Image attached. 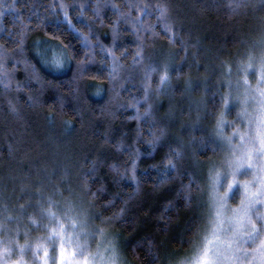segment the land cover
Segmentation results:
<instances>
[{"label":"trees","instance_id":"1","mask_svg":"<svg viewBox=\"0 0 264 264\" xmlns=\"http://www.w3.org/2000/svg\"><path fill=\"white\" fill-rule=\"evenodd\" d=\"M261 39L258 0H0V219L12 218L0 247L13 250L9 264L26 245L22 264H40L32 254L47 234L31 219L49 200L53 211L86 216L89 252L112 234L126 264L188 261L208 219L210 169L224 155L208 149L221 94H235ZM239 111L226 114L235 128L245 124Z\"/></svg>","mask_w":264,"mask_h":264},{"label":"snow or ice","instance_id":"2","mask_svg":"<svg viewBox=\"0 0 264 264\" xmlns=\"http://www.w3.org/2000/svg\"><path fill=\"white\" fill-rule=\"evenodd\" d=\"M233 2L239 8L247 6L252 0ZM258 2L264 5V0ZM157 9L158 19L164 25L163 31L171 35L168 8L162 2L157 5ZM260 45L264 47V39H261ZM141 59L142 54L138 50L133 62L137 63ZM113 61L110 75L115 79L120 65L115 57ZM62 67V64L55 62L57 71ZM239 71L241 79L236 82L235 94L232 91L221 94L216 134L223 142V147L214 140L212 143H217V147L213 149L209 144L208 149L226 150L227 155L221 164L223 171L215 166L210 169L212 207L202 227L199 243L193 248L194 255L188 258L187 264H264V52L258 57L248 56L247 63L242 64ZM249 74L254 86L249 82ZM168 79L165 72L160 84H166ZM3 84L4 80L0 78V85ZM228 86L233 87L230 80ZM249 107H252L254 115L249 113ZM237 108L240 109L237 112L239 122L245 123L249 130L241 133L237 129L231 136L225 137L221 130L226 125L233 128L236 125V122L226 119V114ZM12 110L15 111L14 108ZM234 140L237 142L234 143ZM180 158L181 153L175 152L174 159L168 161L170 170H176V162ZM131 172V179L135 180V164ZM194 183L190 182L187 187L191 188ZM220 189H225L223 195L219 194ZM229 200L236 201V207L229 205ZM53 207V202L49 200L47 208L40 206L38 218L31 219L36 230L43 229L46 232L44 239L52 246L51 254L41 243L36 246L32 258L40 264H97L101 259L100 254L90 255V233L84 231L80 215L72 207L57 211H53ZM11 220V217L0 219V231L5 230L6 221ZM26 250L32 252V247L26 245L17 248L15 264H22ZM12 255L10 247H0V264H9ZM110 264H116L115 257L111 258Z\"/></svg>","mask_w":264,"mask_h":264},{"label":"rangeland","instance_id":"3","mask_svg":"<svg viewBox=\"0 0 264 264\" xmlns=\"http://www.w3.org/2000/svg\"><path fill=\"white\" fill-rule=\"evenodd\" d=\"M55 62H59L60 64H62L64 66V64L60 62V59H58V60H51L50 59V65L54 66V68H55ZM236 82L237 81L234 80L233 81V84H236ZM249 82L252 83L253 86H254V83L253 82H251L250 80H249ZM248 111H249L250 114L254 115V112H253L252 107H249ZM229 129L231 130L232 128H227V126H225L221 130L222 133H223V136H225V137L226 136H231L232 133L234 131H236L237 129L241 133H244V132H246V131L249 130V127L246 124H244L243 126L240 125L238 128H234L231 131H229ZM233 142L236 143L237 141L234 140ZM217 143H220L221 146L223 147V142L219 139V137H218ZM226 155H227L226 150H224V155L220 156L219 157L220 159H217L214 162V165L213 166H215L216 168H218L221 171H223V169L221 168V164H222V161L225 159V156ZM207 188H208V191H206V196L209 198V210H210V208L212 207L211 200H210V196L212 195V191H211V181H210V183H209V185H208ZM224 191H225V189H220L219 190V194L220 195H223L224 194ZM228 203L232 207H236V205H237V202L236 201L232 204L230 202V200H229ZM80 217L83 220V222L84 221H88V219H86V216L80 214ZM84 231L88 232L87 230H84ZM46 247L48 248L49 253H50L51 252L50 244H48ZM34 250H35V248H34ZM89 253H90V255H95L96 253H99L100 254L101 259H100V261L97 262V264H110L111 258H113V257H115L116 264H126L125 261H124V259H123V257H122V254L119 251V241L112 234L111 235L110 234H107V235L102 236L100 238V241L98 242V246H96V249L94 251L89 252ZM38 263H40V262H38ZM183 264H187V261L184 262Z\"/></svg>","mask_w":264,"mask_h":264}]
</instances>
